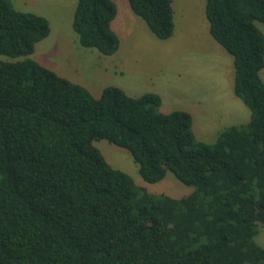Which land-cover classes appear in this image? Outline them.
Here are the masks:
<instances>
[{
	"label": "trees",
	"instance_id": "16d2710c",
	"mask_svg": "<svg viewBox=\"0 0 264 264\" xmlns=\"http://www.w3.org/2000/svg\"><path fill=\"white\" fill-rule=\"evenodd\" d=\"M172 0H127L159 39ZM209 32L232 57L248 119L211 142L184 109L108 84L98 97L29 55L48 19L0 0V264H264V0H205ZM113 0H76L80 45L113 54ZM124 148L146 182L170 171L192 186L151 194L112 167L93 141Z\"/></svg>",
	"mask_w": 264,
	"mask_h": 264
},
{
	"label": "rangeland",
	"instance_id": "374dc122",
	"mask_svg": "<svg viewBox=\"0 0 264 264\" xmlns=\"http://www.w3.org/2000/svg\"><path fill=\"white\" fill-rule=\"evenodd\" d=\"M10 1L15 9L41 14L49 21L47 36L35 43L34 50L29 57L52 69L58 75L86 87L95 97H98L102 88L108 84L119 86L127 94L137 96L143 93V73L151 74L166 63L160 68V72L164 77L173 74L171 84L173 85L174 94L183 96L185 99L191 96L196 100H202L204 103H209L210 98L212 99L210 87L213 90L221 70L220 65L225 64L221 53L218 55L213 47H207L208 53L207 56L202 57L201 62L203 65L200 68V65L198 67L193 64L194 60L191 54L183 51L184 55L171 59L172 64L168 68L166 59L153 56L154 50L151 49V42L148 37L154 40L156 37L148 28L144 30L145 34L140 31L136 34L132 32V29L129 30L127 25L124 27L123 23L127 15L125 16L122 7L123 3L128 5L127 0H113L117 7V13L112 27L117 31L119 44L118 49L110 55L102 54L93 47L79 44L77 35L71 27L76 0ZM127 45H129V49ZM225 53L228 55L227 52ZM116 54L123 58L124 74L132 84H135V87L130 90L128 87H122L126 85L114 81L119 76L117 73L116 75L112 73L117 71L113 66L117 58ZM0 58L14 60L21 59L23 56L0 55ZM158 60L161 66L158 64ZM230 63L232 65L231 60ZM227 65H229V61ZM146 79L151 78L146 77ZM215 138L206 140L211 142ZM93 143L112 167L128 173L139 186L151 194L164 193L172 197H180L192 189V186L177 180L170 171H167L156 182H146L139 175L137 164L124 148L116 146L104 138L94 140ZM255 240L258 244L264 246V225L260 226Z\"/></svg>",
	"mask_w": 264,
	"mask_h": 264
},
{
	"label": "crops",
	"instance_id": "0c3cea01",
	"mask_svg": "<svg viewBox=\"0 0 264 264\" xmlns=\"http://www.w3.org/2000/svg\"><path fill=\"white\" fill-rule=\"evenodd\" d=\"M204 7L205 0H172L173 32L171 36L161 40L149 30L156 39L148 38L151 42V49L154 50L153 56L155 58L163 57L166 59L168 68L172 64L171 59L179 55H184L185 53L183 51L190 53L194 60L193 64L198 67L200 65V68L203 65L201 62L202 57L207 56V47H213L216 51L215 53L218 55L221 53L225 64L220 65L221 70L213 90L210 87L212 99L210 98L209 103H204L202 100H196L191 96L185 99L183 96L174 94L173 85L171 84L173 80L171 76L173 74H170L168 77L162 76L160 68L166 63L161 66L159 60L158 64H160V68L151 74L143 73V92L152 91L160 96V112L166 113L173 109L187 110L192 117V132L195 138L209 142L206 139H213L223 128L245 122L249 117V110L233 92L234 69L233 63L232 65L230 63V60L232 62V57L211 36ZM122 8L125 16L127 15L123 23L124 27L127 25L129 30L132 29V32L138 34L140 31L145 34L144 30L148 28L145 21L134 14L126 3H123ZM115 16L110 25L117 34V31L112 27L114 20H116ZM257 25L264 35V25L261 23ZM128 47L129 45H127ZM115 56L117 58L113 66L117 71H113L112 73L114 75L117 73L119 76L114 81L126 85L122 87H128L129 90L134 88L135 84H132L124 74L125 65L122 63L123 58L118 54ZM184 60L186 61V58ZM228 61L229 65H227ZM263 74L264 66L260 71L262 80ZM146 77H150L151 79H146ZM119 83L117 84L120 85Z\"/></svg>",
	"mask_w": 264,
	"mask_h": 264
},
{
	"label": "bare ground",
	"instance_id": "6f19581e",
	"mask_svg": "<svg viewBox=\"0 0 264 264\" xmlns=\"http://www.w3.org/2000/svg\"><path fill=\"white\" fill-rule=\"evenodd\" d=\"M247 112V111H246Z\"/></svg>",
	"mask_w": 264,
	"mask_h": 264
}]
</instances>
